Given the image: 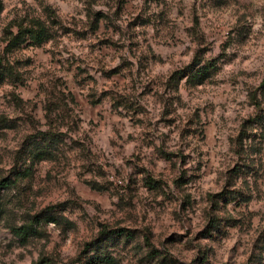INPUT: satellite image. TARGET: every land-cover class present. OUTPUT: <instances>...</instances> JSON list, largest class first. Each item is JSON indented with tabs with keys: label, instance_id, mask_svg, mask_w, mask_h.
I'll use <instances>...</instances> for the list:
<instances>
[{
	"label": "rangeland",
	"instance_id": "rangeland-1",
	"mask_svg": "<svg viewBox=\"0 0 264 264\" xmlns=\"http://www.w3.org/2000/svg\"><path fill=\"white\" fill-rule=\"evenodd\" d=\"M0 60V264H264V0H0Z\"/></svg>",
	"mask_w": 264,
	"mask_h": 264
},
{
	"label": "trees",
	"instance_id": "trees-1",
	"mask_svg": "<svg viewBox=\"0 0 264 264\" xmlns=\"http://www.w3.org/2000/svg\"><path fill=\"white\" fill-rule=\"evenodd\" d=\"M45 27L43 24H36V25H29V26H20L18 25L16 28V31L11 34L8 38H7V46L10 45H15L23 36L28 37L33 43H38L41 42L44 37L46 36V31H45ZM190 65L193 66V69L190 70V72L188 74L184 73L183 70L177 69L174 70L172 72L171 75V79H173L174 81L178 80L180 77L185 76V79H187L188 81H190L191 83H200L202 82L208 75L210 72V69L213 68L214 66V62L213 60H208L206 62L201 63L200 62V58L197 57L196 54L193 55L191 61H190ZM11 69L9 68V66L5 65L4 63L1 62L0 60V81L3 79V77L8 73L11 72ZM47 133V135H46ZM49 132L47 131H43L41 132V135H46V136H50L48 135ZM53 134V133H52ZM39 154L43 151H38ZM37 156H40V155ZM19 171H17L13 177H0V187H6L10 184H12L15 179L19 176ZM218 194V193H217ZM221 194V192L219 193ZM211 200L213 201V198L216 196V194H211ZM2 210V207L0 206V212ZM52 217H46V216H40L38 217H33L31 220L19 224L17 226H13L11 228L13 234H15L18 238L20 239H24L27 235H29L33 230V224L37 221V220H48ZM217 220L216 218H211V220H209V225L210 226H214L216 225ZM101 234H106V235H128L129 234V230L125 229V228H116V229H110V230H106L105 228L100 229L99 230V235ZM144 241L146 244H149L147 242V238L144 237ZM115 263V259L113 257H111L110 255L107 254H99V253H94L92 255H90L82 264H99V263ZM34 264H39V262H35Z\"/></svg>",
	"mask_w": 264,
	"mask_h": 264
}]
</instances>
